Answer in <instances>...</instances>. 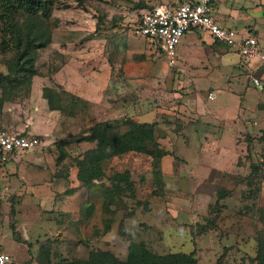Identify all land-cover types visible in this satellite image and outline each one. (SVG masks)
<instances>
[{
	"label": "rangeland",
	"instance_id": "rangeland-1",
	"mask_svg": "<svg viewBox=\"0 0 264 264\" xmlns=\"http://www.w3.org/2000/svg\"><path fill=\"white\" fill-rule=\"evenodd\" d=\"M175 1L54 0L46 21L50 41L32 52L37 71L33 76L16 70L15 48L0 24L4 122L12 133L23 127L24 133L37 134L42 141L32 154H22L13 175V181L21 175L38 178L32 180L38 181L35 188H29L28 182L26 187L22 179L13 188L4 180L9 197L0 205V240H12L10 225L22 220L30 225L39 218L37 229L44 232L49 224L53 235L50 248H43V240L40 255H35L41 264L85 260L92 248L124 260L129 242L140 241L156 254L174 253L172 249L177 250L182 239H170L176 246L168 248L162 229L174 227L178 205L194 199L196 228L189 229L188 223L183 226L187 234L191 232L194 247L197 245L198 264H256L252 261L256 236L264 230L259 219L264 209V171L259 166L252 173L250 167L261 162L264 154V86L255 87L251 79L257 63L251 66L235 49L227 50L233 48H222L207 35L188 32L176 48L175 64L169 67L164 54L133 34V26L142 8ZM217 1L240 10L242 16L230 24L241 34L255 26L264 38L263 2ZM255 5L262 11L252 10ZM106 67L111 68L109 84L98 91ZM79 85L89 86L84 88L85 96L63 89ZM44 87L59 95L55 98L59 109L51 110L43 102ZM124 119L155 122L156 143L179 160L185 156L190 162L213 164L219 154L229 156L236 150L237 169L207 174L204 166H193L191 171L183 168L174 186L171 175L163 176L158 161L129 152L106 160L100 180L90 185L77 180L80 186L70 188L77 172L74 157L83 156L95 142H64L89 135L99 122ZM200 138L208 145L211 139L219 141L217 154H201ZM123 173L133 184L132 194L123 184H119L120 190L111 188L110 179ZM81 187L87 192H81ZM223 192L228 194L221 200ZM84 198L88 208L81 205ZM14 216L19 222H13ZM209 221L213 224L207 231L197 229Z\"/></svg>",
	"mask_w": 264,
	"mask_h": 264
},
{
	"label": "trees",
	"instance_id": "trees-1",
	"mask_svg": "<svg viewBox=\"0 0 264 264\" xmlns=\"http://www.w3.org/2000/svg\"><path fill=\"white\" fill-rule=\"evenodd\" d=\"M53 6L54 0H0L1 31L9 34L10 43L15 48L16 70L26 73V76L37 74L34 68L35 57L32 53L34 49L44 48L50 41L46 21L50 17ZM53 95L50 88H43L42 97L47 100L49 109H59L60 105L55 99L59 95H54L55 97ZM3 101L0 96V111ZM121 126L125 127L124 131H121ZM90 132L89 135H82L76 139L70 138L64 142L66 145L76 142H95V147L86 151L83 156L74 157L76 178L83 185H90L93 181L100 180L103 176L102 165L110 158L135 152L149 156L160 165V161L165 156L171 155L155 141V122L140 123L133 119L103 121L95 124ZM261 140L264 141V134ZM259 166L264 171V154L257 165L251 163V172H257ZM110 181L111 188L120 190L119 184H123L132 194L133 184L127 173L116 174ZM227 194L223 192L219 198L223 200ZM157 195L155 193V196ZM259 214V219L264 223V209H261ZM211 224L213 223L209 221L208 225L199 226L197 229L205 232ZM13 235L17 241L23 242L16 231H13ZM256 241V255L252 261L256 264H264V230L257 233ZM195 256V250L190 253L156 254L143 241H140L129 242L124 260L110 251L92 248L85 260L68 261L66 264H198Z\"/></svg>",
	"mask_w": 264,
	"mask_h": 264
},
{
	"label": "crops",
	"instance_id": "crops-1",
	"mask_svg": "<svg viewBox=\"0 0 264 264\" xmlns=\"http://www.w3.org/2000/svg\"><path fill=\"white\" fill-rule=\"evenodd\" d=\"M249 1H251V2L255 1L253 3L257 4V5L258 4L262 5V2L264 3V0H249ZM220 2L223 3L224 6H221ZM225 3L226 2L213 0V2H212V17L217 22H219L221 25H223V26L234 27L239 35L247 36V34H244V35L241 34L236 26L230 24V23H232L233 19L239 18V17L242 16L240 14V10H238V9H228V8H226ZM257 5L254 6V9H252V8L251 9L258 13L259 11H262V10ZM242 10H247V8L244 9V7H242ZM262 15H263L262 21H263V24H264V12L262 13ZM248 31H249L248 34L255 35L257 37L258 41L261 44L264 43V38L263 39L260 38L258 29L255 26H250ZM195 34H197V33H195ZM212 41H214V40H212ZM147 42H149V41H147ZM181 42H182V40H181ZM181 42H180V44H181ZM216 43H218V42H216ZM218 44L222 48H224L223 47L224 45H222L220 43H218ZM227 48H225V49H227ZM227 50H234V49H227ZM159 53L162 54L161 52H159ZM242 64H243V66H246V68H247L246 63H242ZM252 64H255V63H251V66H253ZM240 66H242V65H240ZM240 66H239V68L241 70H244V68H242ZM110 75H111V68L109 67V69H108L106 67V70L102 74V77H101V80H100V84L101 85H97L96 86L98 91L106 90V88L108 87V84H109ZM84 88H89V86H87V85H79L77 87H72V88L71 87L70 88L63 87V89L66 92L74 93L77 96L84 95V93H85ZM44 101L47 104L46 100L43 98V102ZM140 123H151V122L150 121H140ZM7 125H8V122H4V108H1L0 128L8 130V131L11 132V130L7 127ZM23 131H24V129H23V127H21V129H20V131L18 133H13V134L37 136V134L30 133V132L24 133ZM200 140H202V143H203V144H200V147H201V152L200 153L201 154L207 153V152L208 153L214 152L215 155H216L217 154L216 151L220 150V142L219 141H216L215 139H211V140H209V141H211L209 143L210 145H208V143H206V140L204 138H200ZM41 143H42V141H41ZM39 147H36L35 149H37ZM235 147H236V145H235ZM209 148H211V149H209ZM35 149L29 150V151H18V152H15V153H13L11 155L10 161L7 164H0V180L2 181L1 182L2 184L0 183V186L2 188L6 189L8 191V188L4 186V180L7 181V184L12 185L13 188H14L16 186L15 185L16 182L19 179H22L24 182H26V183L22 182L24 185L26 184V187H27V182H28L29 188H35L34 187V184H35L34 182L37 183L38 181H32V180H37L38 178H36V179L33 178L32 179L31 177L28 178V177H25V175H21L20 177H17L16 181H13V177H16V176H13V175L17 174L18 168H19V166H20V164L22 162V160L20 159L22 157V154L25 153V152H29V153L32 154V152ZM218 157H219L218 161H215V162H213V164H210V163H207V162L204 163V162H199V161L190 162L189 159L186 158L185 156L182 157L183 158L182 160H179V159H175L171 155H167L160 161V168H161L163 176H167V175L168 176L169 175L172 176L171 179H172V184L174 186L177 185L179 173H180L181 169H183V168H185L186 170L191 171V168L193 166H199V167L204 166L205 168H207V171H206V172H208L207 174H209L211 172H216V173H221V174H225L226 173L227 174V173H231L232 170H236L237 169L236 168V164L238 162L239 155L237 154L236 150H235V152L232 155L224 156V154L222 153L221 155L219 154ZM4 165H6V166H4ZM31 166H36V165L32 163ZM76 173L77 172H75V181H73L71 183L70 188H78L80 186L78 181H77V178H76ZM5 175H7L8 178H4ZM175 175H176V179H175ZM31 181L33 183H30ZM18 183H19V181H18ZM85 188L81 187L80 191L83 192V190ZM86 190L87 189H85V192H87ZM84 194L86 196H88L87 193H84ZM7 199L8 198H6L5 200H7ZM5 200H3L0 203V205ZM192 200H194V199H186L185 203H183L182 205H178V208H180V209H177V210H182L183 213L179 214L180 212L175 210V212L177 213V216H176L177 217V219H176L177 222L174 223L175 224L174 227H172V225H169V226H165L162 229V231L164 232L163 233L164 243L166 244V246L168 248H172V247L176 246L175 243H172L170 239L174 238V241H176L175 238L176 239H180V238L182 239L179 247L177 246V250L172 249V251H174V253H178V252L190 253V252H192L194 250H197L195 248L197 245L195 247L193 245L192 237L190 236L191 232L188 231L189 233L187 234L186 231H185L186 229L183 226V224H187L188 223L189 229H191L192 227L196 228V221H194V219L196 218V215L198 213V209H196L194 207L195 206L194 205L195 201L191 202ZM81 205H83V206L88 208V205H89L88 204V199L84 198V200L81 201ZM183 205H185L186 207L183 206ZM0 209H1V206H0ZM12 220H13V222H15L14 220L19 222L18 221L19 219H17L15 216L12 218ZM9 221H10V217H9ZM38 221H39V218H37V221L36 220L32 221V224L27 225V224L24 223L25 221L22 220L19 225H16V226L15 225H12V226L10 225V228L12 230V233H11V235H12L11 239L12 240H9L7 242H4V239L0 240V251L8 253L12 257L13 264H17L18 262L20 264H41V263H38L37 259H34L35 255H36L37 252L40 255V250H42L41 247H42L43 242H44L43 240H45V245H43V248L44 247L50 248V246H51V238H53L52 237L53 235H52V233L49 232L50 231L49 229L51 227V226H49V224H48V227H46V229H47L46 231L40 232L37 229L38 228V226H37L38 225L37 224ZM46 221L50 222L49 219H46ZM13 231H16L18 237H20V239H22L23 242H19V241L16 240V238L13 235ZM169 232L172 233L171 235H173V234L174 235L172 237H169ZM58 234L59 233H57V235ZM60 238H61V240H66L67 237H65L63 239V236H61ZM194 241H196V240H194ZM38 249H39V251H38ZM198 250H199V247H198ZM39 260H40V257H39ZM45 264H48V263L46 262Z\"/></svg>",
	"mask_w": 264,
	"mask_h": 264
},
{
	"label": "built area",
	"instance_id": "built-area-1",
	"mask_svg": "<svg viewBox=\"0 0 264 264\" xmlns=\"http://www.w3.org/2000/svg\"><path fill=\"white\" fill-rule=\"evenodd\" d=\"M213 0H177L171 4H158L138 12L133 34L143 37L168 59V66L175 64V51L188 32L207 35L225 47L235 49L250 63H257L251 79L255 87L264 86V43L253 34L241 36L234 27L221 25L212 17ZM212 99V95L209 96ZM41 145L37 136L13 134L0 128V164H7L11 155L29 151ZM9 193L0 186V203ZM0 264H13L12 257L0 251Z\"/></svg>",
	"mask_w": 264,
	"mask_h": 264
}]
</instances>
